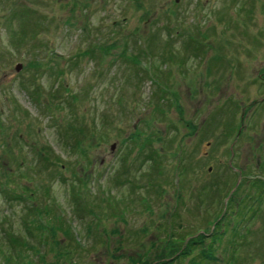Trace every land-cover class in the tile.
Listing matches in <instances>:
<instances>
[{
	"label": "rangeland",
	"instance_id": "obj_1",
	"mask_svg": "<svg viewBox=\"0 0 264 264\" xmlns=\"http://www.w3.org/2000/svg\"><path fill=\"white\" fill-rule=\"evenodd\" d=\"M262 180L264 0H0V264H264Z\"/></svg>",
	"mask_w": 264,
	"mask_h": 264
},
{
	"label": "trees",
	"instance_id": "obj_2",
	"mask_svg": "<svg viewBox=\"0 0 264 264\" xmlns=\"http://www.w3.org/2000/svg\"><path fill=\"white\" fill-rule=\"evenodd\" d=\"M101 48V46H100ZM133 60H137L136 58H132ZM69 132H72L75 136H77V140L75 141L76 143L75 146L78 148V150L81 151L83 156L87 155V151L82 149V145L84 142V139L88 137V133H86V129L82 128V126H74L73 124H70L68 128ZM88 139V138H87ZM129 152V151H128ZM152 155V158L157 156L156 150H152L150 152ZM40 157L41 159H45L46 161H50L51 158V150L47 147L46 150L40 152ZM61 157H56V160H60ZM51 163V161H50ZM54 164V163H52ZM158 165V164H156ZM126 167V166H124ZM54 172V171H53ZM261 182L264 183L262 180ZM24 193L22 194H16L15 196L20 198V199H28L30 198V194L28 195L27 191L31 192V195L35 194L36 192L34 191L35 189H31L29 186L23 187ZM27 192V193H26ZM26 193V194H25ZM80 195H74V198L79 201ZM32 198V197H31ZM41 210V207L39 206H34V209H31L32 214L35 216L34 220H38V217L36 216L37 211ZM175 210V208H174ZM34 211V213H33ZM55 211V210H53ZM174 213V211L172 212ZM53 216L57 219L59 223H54V221L49 218V230L52 234L56 233V230L62 228V223L63 219L61 218L60 215L53 214ZM54 218V219H55ZM169 225V223H168ZM167 233V238L161 243L160 242V248H158V251L155 253H152L151 249H156L157 248V241L151 242L148 248L143 249L141 252L136 253L135 255H131V262L132 264H182V260L187 258L192 254V252L197 249L198 247L203 244L205 241L204 239L207 237L206 234L203 232H198L196 235H188V236H177L175 233L170 232L169 229ZM32 233V232H31ZM11 244L13 245V248L22 245V240L15 237L11 236ZM154 252V251H153ZM0 253H3L5 256V251L3 249H0ZM234 255V254H233ZM151 256V257H150ZM6 257V256H5ZM199 257V258H198ZM215 254L211 251H208L207 249L201 251V253L197 257H192L189 261V264H201L202 260H214ZM227 264V263H225Z\"/></svg>",
	"mask_w": 264,
	"mask_h": 264
},
{
	"label": "water",
	"instance_id": "obj_3",
	"mask_svg": "<svg viewBox=\"0 0 264 264\" xmlns=\"http://www.w3.org/2000/svg\"><path fill=\"white\" fill-rule=\"evenodd\" d=\"M179 1H180V0H175V2H179ZM21 67H22V64H21V63H18V64L16 65V69H17V70H20ZM114 147H115V143H113V144L111 145V148H112V149H114Z\"/></svg>",
	"mask_w": 264,
	"mask_h": 264
}]
</instances>
